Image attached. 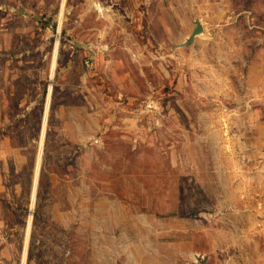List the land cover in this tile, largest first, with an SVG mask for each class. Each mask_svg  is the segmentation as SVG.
I'll use <instances>...</instances> for the list:
<instances>
[{"label": "rangeland", "instance_id": "obj_1", "mask_svg": "<svg viewBox=\"0 0 264 264\" xmlns=\"http://www.w3.org/2000/svg\"><path fill=\"white\" fill-rule=\"evenodd\" d=\"M251 58L264 0H0V264H264Z\"/></svg>", "mask_w": 264, "mask_h": 264}, {"label": "crops", "instance_id": "obj_2", "mask_svg": "<svg viewBox=\"0 0 264 264\" xmlns=\"http://www.w3.org/2000/svg\"><path fill=\"white\" fill-rule=\"evenodd\" d=\"M256 61H257L256 58H254V59L251 58L248 61L249 73H248V80L247 81H249L251 79L252 82H254V83H256L255 82L256 78L259 80H262V79L264 80V63H262V65L260 66V68H258V71H257V69H256V67H257L256 63L257 62ZM254 83H251V85H256ZM262 92H263L262 94H258V95L255 93V91L253 93L249 92L247 99L248 100L253 99L255 101L257 98H259L260 101L264 102V90ZM250 94H254V95L250 96ZM1 100H3V99H1ZM261 128H263V127H258L257 129H254L255 139H254L253 144H252L253 147L249 150L250 160H256V159H259L261 157H264V129H261ZM31 200H33V197H31ZM1 229H2V227H0V246L1 245H8L9 244V241H8L9 238L5 237L4 235L1 234ZM23 232H24V248H23L22 253H21L22 258H24L23 255H25V243L27 242V238H28V233L26 234V227H25V230ZM1 252H2V250L0 248V256H1Z\"/></svg>", "mask_w": 264, "mask_h": 264}, {"label": "water", "instance_id": "obj_3", "mask_svg": "<svg viewBox=\"0 0 264 264\" xmlns=\"http://www.w3.org/2000/svg\"><path fill=\"white\" fill-rule=\"evenodd\" d=\"M195 26L193 27L191 33L188 35L187 39L181 45H187L193 41L196 36L203 33V26L198 20H194Z\"/></svg>", "mask_w": 264, "mask_h": 264}, {"label": "bare ground", "instance_id": "obj_4", "mask_svg": "<svg viewBox=\"0 0 264 264\" xmlns=\"http://www.w3.org/2000/svg\"><path fill=\"white\" fill-rule=\"evenodd\" d=\"M41 144V140H40V142H39V145ZM39 156H40V151L38 152V158H39ZM31 196H33V192H31ZM28 228H29V219H28V221H27V224H26V234L28 233Z\"/></svg>", "mask_w": 264, "mask_h": 264}]
</instances>
